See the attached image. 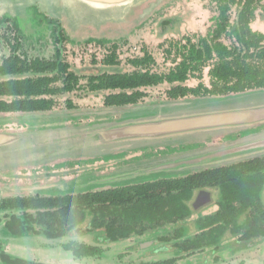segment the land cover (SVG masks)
Instances as JSON below:
<instances>
[{"label":"trees","instance_id":"obj_1","mask_svg":"<svg viewBox=\"0 0 264 264\" xmlns=\"http://www.w3.org/2000/svg\"><path fill=\"white\" fill-rule=\"evenodd\" d=\"M215 2L218 10L212 18V26L206 36H200L197 40L187 37L170 43L171 46L179 48L173 59L174 62H179V65L163 78L170 84H178L170 93L174 99L190 95L222 97L264 90V35L251 30L253 18L248 10L254 0ZM4 22L8 23L6 18L0 19V24ZM11 28L8 26L9 30ZM5 41L11 49V55L4 59L0 66L1 76H75L67 65L59 63V57L51 61L32 60L22 55V43L19 38L7 36ZM108 58L112 62L119 60L115 56ZM132 61L141 64L154 59L149 56ZM206 70L208 85L204 83ZM118 79L120 81L117 84L129 86L149 83L152 77L139 74ZM191 80L198 81V86H185ZM4 85L21 92L29 83L12 81ZM1 87L3 86L0 85ZM2 111H8L5 104H0V112ZM206 187L219 188L221 210L199 220L193 237H190V230L180 227L173 235L160 238V242L172 245L184 255L181 258L150 264H179V261L187 256L217 246L220 238L226 233H244L245 240L264 236V158L219 167L190 177L163 179L64 198L11 200L8 204L41 210L35 219L30 217L29 221L47 225V233L56 230L55 220L47 215H54V209H61L66 213L68 224L79 226L89 221L92 230L104 231L107 238L116 243L136 236L154 234L153 232L167 225L182 223L192 215L187 203L193 198L194 192ZM254 207H257V212L247 211L248 208ZM25 231L21 230L20 233ZM63 249L72 252L79 259L102 256L99 247L67 245L63 246ZM2 259L4 264H42L17 258L5 251L2 252Z\"/></svg>","mask_w":264,"mask_h":264},{"label":"flooded vegetation","instance_id":"obj_2","mask_svg":"<svg viewBox=\"0 0 264 264\" xmlns=\"http://www.w3.org/2000/svg\"><path fill=\"white\" fill-rule=\"evenodd\" d=\"M147 3V2H146ZM142 3L137 6V8L142 7ZM211 8L213 7L214 11L217 12L218 8L215 0L210 2ZM250 14L252 13V24L251 30L254 33H259L264 35L259 31L253 29V24L258 21L264 12V0H254V3L251 7L248 8ZM136 9L130 14V16H135ZM129 17V16H128ZM44 19L48 22H51L55 28L54 34H58V43L60 47L57 48L55 54L51 59L43 58H34L42 59L45 61H51L60 58V64L67 65L71 72L75 74L74 77H3L0 75V85L3 86L0 88V104L6 105L8 111L0 112V133L1 132H24V133H35V134H45L49 133L52 130H62L64 128L72 127H82V126H96L99 124L116 122L120 119L130 117V116H147L146 113H134L135 109L141 108L143 106H152L149 105L151 101L152 92L162 90V97L165 102H181L185 100H195V99H204L212 98L211 96L205 97H195V96H186L179 97L174 99L170 94L173 88L178 85L170 84L167 79L163 77L169 75L171 71L175 70L179 65V62H174L176 51L178 47L169 45L164 49V54L168 60L173 64L172 68L168 72H160L157 70L158 64L155 60L152 53L148 49L144 48L141 52L143 55L141 57L129 59L125 63V67L128 69L123 70L122 66L124 65L120 60L119 46L115 43L108 48L109 53L101 62L93 61L92 68H100L98 73H81L77 68L70 63L65 56V47L63 44L67 43L66 41L70 38L68 34H73L74 32L79 34V37L76 38L77 41H81L85 37H89L88 42H94L92 40V35L98 34V30L95 26H82L81 29L73 30L71 28L64 29L62 24L63 20H68L67 18L59 19L54 18L50 15L44 14ZM10 23L11 19H6ZM173 24V21L165 19L162 22L163 29L166 31L167 26ZM66 27V26H65ZM68 27L70 25L68 24ZM117 28L115 22H110L108 25L104 26V30L107 32H112ZM62 30V32L60 31ZM172 30V28H170ZM73 30V31H72ZM69 31V33H68ZM73 36V35H71ZM74 37V36H73ZM18 38V37H17ZM20 40V39H19ZM21 41V40H20ZM74 41V40H72ZM102 41V40H97ZM96 41V42H97ZM164 47V46H163ZM115 51V52H114ZM22 55L27 56L23 51ZM172 53V56L168 54ZM114 54V55H113ZM11 55V49H10ZM9 55V56H10ZM8 56V57H9ZM115 56L119 60L116 62L109 61L108 57ZM151 56L154 61L150 62H141L137 63L135 59H144ZM28 57V56H27ZM7 58V57H6ZM4 58V59H6ZM108 58V59H107ZM3 59V60H4ZM30 59V58H29ZM32 59V60H34ZM3 60L0 66L3 63ZM205 73V72H204ZM148 75L152 77L149 80V83H140L137 85L126 84L119 85L117 84L120 79L127 76L133 75ZM102 76H112L109 78H103ZM157 76V77H155ZM208 76V75H207ZM153 77L156 79L153 82ZM205 78V76H204ZM205 80V79H204ZM17 81V82H28L29 85L24 88L21 92H18L14 88L5 87L4 84ZM196 81V80H191ZM187 82L185 86L191 88L198 86V81L196 86H191L190 82ZM205 83V81H204ZM206 84V83H205ZM208 85V84H207ZM99 101V104L94 108H83L82 103ZM162 102V101H160ZM158 105L161 103H152ZM3 119V120H1ZM264 130V125L259 130L256 129L254 132L239 133L234 135L232 138H227L230 142L234 143L240 138H246L252 135L257 134ZM238 136H241L240 138ZM235 137V138H234ZM54 138V137H53ZM221 143H224L223 141ZM228 143V142H226ZM172 148L167 147H143L133 150H120L115 152H110L107 154H95V155H73L67 157H56L50 158L38 162V164H28L16 167L7 171H0V190L4 188L11 187L14 190H8L4 193H0V264H4L2 259V252L10 254L5 250L4 246H17V245H30V242L36 241V245L41 246H67V245H87L93 246L89 243H81L77 239V235L81 232L80 230L85 229L86 232L82 234H101L98 237L99 242L114 243L109 240L106 236V233L102 230H92L90 222L86 221L84 224L79 226H73L68 224L66 213L61 209H54V215H47V217H52L55 220L56 226L54 232L47 233L49 230L47 225H38L34 221H29L30 217L35 219L37 214L41 210H35L33 207L29 206H13L8 204V201L18 200V199H32V198H64L67 196H74L87 193H96L98 191L108 190V189H119L123 187H132L137 185H142L145 183L155 182L163 179H177L181 177H190L196 174L214 170L216 168H202L197 171L190 172L188 174H181L175 177L169 178H157L151 181H144L140 183H129L122 186H108L104 188H96L93 190L87 191H76L69 193H56V192H36L32 191L34 189H60L61 185L66 182L84 177H90L93 175H105L111 174L114 172H119L126 169H134L139 164L162 159L169 158L180 154V151L172 153H164L163 149ZM149 152H158L155 155H148ZM258 158H264L258 157ZM257 159V158H254ZM251 159V160H254ZM250 161V160H247ZM246 162V161H243ZM240 162V163H243ZM238 164V163H236ZM235 165V164H233ZM231 166V165H226ZM225 167V166H220ZM20 189V190H16ZM202 191L209 192L210 197L205 194H201ZM220 190L217 187H206L198 189L194 192L193 198L187 203L191 209L192 215L179 224H171L164 226L159 230L169 228L177 230L180 227H185L188 230H194V235L197 230V222L199 220L205 219L209 216L216 214L221 210L220 206ZM262 200L264 203V191L262 193ZM214 208V209H213ZM210 209L216 211L213 213L209 212ZM242 210V209H239ZM257 212V207L253 209H247ZM204 212H209L208 214H202ZM213 213V214H212ZM197 216V217H196ZM192 223L189 225V223ZM50 224V222H49ZM32 228V230H28ZM52 229V228H51ZM21 230H26L24 233H20ZM153 232V233H156ZM231 235L234 237V241L237 242V245L243 246H253L252 242L261 240L264 242V236L260 238H252L251 240L244 239V233L231 234L226 233L222 238H220L217 246L206 248L203 251L213 249L214 253L218 252L222 246H227L226 242L227 236ZM146 236V235H145ZM144 236V237H145ZM193 237V236H192ZM132 238H142V237H132ZM132 238L127 239L130 240ZM162 238V237H160ZM160 238H157L159 241ZM156 240V239H154ZM28 241V243H26ZM148 242V241H146ZM234 242V243H235ZM162 243V242H161ZM95 247V246H93ZM222 252V251H221ZM72 253V252H71ZM222 254V253H221ZM11 255V254H10ZM221 255H218L214 259L215 263H218V259ZM20 258V257H17ZM24 259V258H21ZM27 260V259H26ZM170 260V259H169ZM32 261V260H31ZM33 262V261H32ZM39 263V262H37ZM43 264V263H42Z\"/></svg>","mask_w":264,"mask_h":264},{"label":"rangeland","instance_id":"obj_3","mask_svg":"<svg viewBox=\"0 0 264 264\" xmlns=\"http://www.w3.org/2000/svg\"><path fill=\"white\" fill-rule=\"evenodd\" d=\"M147 2V3H146ZM211 0H139L126 14L124 19L120 22H115L117 28L112 32H107L104 30V26L109 23L101 26L95 27L98 30V34L92 35V40L94 42H88L89 37H85L81 41L76 42V36L79 37V34L74 32L73 36H70L63 46L66 48L65 56L66 59L73 64L75 68L78 69L81 73H90L95 74L100 72V68H92V62H101L108 55V48L111 47L113 43L119 46L120 60L124 64L122 66L123 70H127L128 67H125L126 61L133 58H139L143 55L141 52L144 48L148 49L150 53L153 54L155 60L157 61L158 71L168 72L172 68L173 64L168 60L164 54V49L167 48L170 43L181 41L184 38L191 37L197 40L200 36H206L210 27L212 26V18L216 15L213 7L210 5ZM144 4L142 7L137 8L138 5ZM136 9L135 16H130V14ZM44 14L50 15L49 12H43L40 7L34 6L28 8L23 15L20 16H11L6 14L0 19L6 18L11 19L10 23L0 24V64L2 60L10 55V47L5 41V37H18L22 43V51L30 59L34 58H43L51 59L55 54L58 47V34L55 35V28L51 22H48L44 19ZM129 16V17H128ZM54 17V16H52ZM235 15H233V18ZM56 18V17H54ZM67 18L68 20H63L64 24L62 26L67 32L68 28L73 30L81 29L82 26L74 28L70 19L67 16L60 17L59 19ZM167 19L173 21V24L167 26L168 30H164L162 22ZM68 24L70 27H68ZM9 27H12L10 30ZM66 26V27H65ZM253 29L264 33V12L262 17L253 24ZM172 28V30L170 29ZM72 30V31H73ZM62 32V30L60 29ZM69 33V31H68ZM74 40V41H72ZM102 40V41H97ZM97 41V42H96ZM164 46V47H163ZM85 73V74H86ZM208 71L204 73L205 83L209 84ZM191 86H196V81L190 82ZM162 90L152 92L151 103L152 106H143L141 108L135 109L134 113H146L142 111L159 109L163 108L166 104L176 103V102H165L162 97ZM162 101V102H160ZM189 101V100H185ZM161 103L154 105L152 103ZM184 102V101H181ZM179 103V102H178ZM99 104V101L84 102L82 103L83 108H94ZM124 119V118H123ZM3 120V119H1ZM122 119L116 122L99 124L96 126H82V127H72L64 128L62 130H52L49 133L53 137H57L61 132H72L76 135L77 138L82 135L85 131H94L95 128L107 126L110 124L118 123ZM1 123V122H0ZM2 125V123H1ZM264 125V124H263ZM257 125L244 130H239L233 133L218 135L206 140L189 142L185 144L177 145H159V146H146V147H167L170 146L176 149H163L164 153H172L180 151L178 155L172 156L169 158H162L146 163L139 164L137 169H147L154 164L168 160H177L180 157L191 156L197 153L207 151L211 148H221L223 146H230L232 144L238 143L249 137L256 136L261 132H258L255 135L240 138L236 142H230L227 138H232L234 135L241 133H250L259 130L263 126ZM3 126V125H2ZM250 130V132H247ZM241 133V134H242ZM0 134H29L22 132H1ZM232 135V136H231ZM235 138V137H234ZM56 142H63V140H55ZM224 143H221V142ZM228 142V143H226ZM143 148V147H139ZM137 149V148H134ZM133 150V149H128ZM120 151V150H118ZM115 152V151H113ZM110 153V152H108ZM158 152H149L148 155H155ZM107 154V153H103ZM73 155H63L58 157H67ZM56 158V157H54ZM53 158V159H54ZM51 160V159H50ZM38 164V162H37ZM22 166V165H21ZM226 166V165H222ZM16 168V167H15ZM14 169V167H13ZM11 170V169H9ZM7 171V170H2ZM197 171V170H195ZM130 172L129 169L122 170L119 172H114L111 174L105 175H93L98 178H103L107 176H113L119 173ZM193 172V171H191ZM188 174V173H187ZM181 175V174H179ZM91 177V176H90ZM80 179V178H78ZM77 179L70 182L63 183L61 185L63 190L65 185L75 182ZM111 185H104L98 188H104ZM14 188L7 187L4 188V192L12 190ZM16 190H20L15 188ZM3 192V193H4ZM214 209V208H213ZM213 209H210L209 212H212ZM209 212H204L202 214H208ZM216 211H213V213ZM212 213V214H213ZM197 217V216H196ZM192 223L190 222L189 225ZM81 232L77 235L78 241L81 243H89L95 247H99L102 250V256L95 258H76L73 253L66 251L61 246H41L36 245V241L30 242V245H17V246H4L12 256L20 257L27 259L33 262H39L43 264H150L157 263L164 260H169L173 258H181V252L177 251L172 245L165 244L157 241V238L164 236H171L175 232L174 229L165 228L159 230L154 234H147L142 238H132L130 240H124L116 243H107L99 242L98 237L101 234H82L86 232L85 229L80 230ZM190 237L194 236V230H191ZM156 239V240H154ZM234 237L231 235L227 236L226 242L228 245L222 246L220 250L214 253L213 249L206 251L196 252L191 256H187L179 261V264H264V242L261 240L252 242L253 246H243L241 248L238 243L235 242ZM146 241H154L151 246L142 248L141 244ZM235 242V243H234ZM28 243V241L26 242ZM1 248V247H0ZM222 251V252H221ZM222 253V254H221ZM221 255L218 259V263L214 262V259Z\"/></svg>","mask_w":264,"mask_h":264},{"label":"water","instance_id":"obj_4","mask_svg":"<svg viewBox=\"0 0 264 264\" xmlns=\"http://www.w3.org/2000/svg\"><path fill=\"white\" fill-rule=\"evenodd\" d=\"M139 0H0V18L20 16L34 6L60 18L67 16L74 28L120 22ZM147 116H130L118 123L85 131L79 138L72 132L57 137L45 134H0V171L37 164L63 155H95L146 146L177 145L206 140L264 124V90L222 97L166 104L142 111ZM63 140L56 142L55 140ZM264 156V132L243 141L211 148L191 156L156 163L147 169L98 178L77 179L64 189H34L36 192L69 193L93 190L104 185L122 186L157 178L175 177L202 168L233 165ZM14 190V189H12ZM4 190H0L3 193ZM210 197L209 192L202 191ZM154 241L141 244L151 246Z\"/></svg>","mask_w":264,"mask_h":264}]
</instances>
